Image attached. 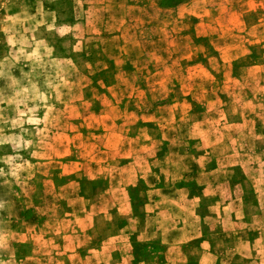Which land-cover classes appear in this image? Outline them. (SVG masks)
Instances as JSON below:
<instances>
[{
	"label": "rangeland",
	"instance_id": "374dc122",
	"mask_svg": "<svg viewBox=\"0 0 264 264\" xmlns=\"http://www.w3.org/2000/svg\"><path fill=\"white\" fill-rule=\"evenodd\" d=\"M263 86L264 0H0V264L118 260L100 248L127 222L101 204L125 159L102 151L109 128L156 138L161 156L195 152L203 120L264 152Z\"/></svg>",
	"mask_w": 264,
	"mask_h": 264
},
{
	"label": "crops",
	"instance_id": "0c3cea01",
	"mask_svg": "<svg viewBox=\"0 0 264 264\" xmlns=\"http://www.w3.org/2000/svg\"><path fill=\"white\" fill-rule=\"evenodd\" d=\"M109 106L107 113L119 110L116 102ZM260 122L253 125L257 138L264 133ZM203 124H194L201 130L195 152L169 146L161 156L153 152L156 138L140 142L130 129L109 128L102 151H119L125 159L115 171L105 168L109 183L101 186V204L115 198L117 220H127L103 238L101 252L122 253L111 264H264V152L231 147L235 133L209 132ZM79 199L93 206L88 197ZM88 219L82 216L80 226ZM85 228L64 236L68 253L75 238H91Z\"/></svg>",
	"mask_w": 264,
	"mask_h": 264
}]
</instances>
